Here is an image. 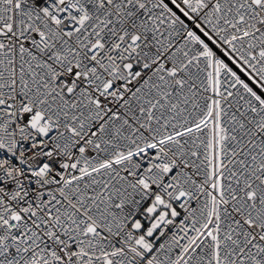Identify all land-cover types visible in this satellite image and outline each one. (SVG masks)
Returning a JSON list of instances; mask_svg holds the SVG:
<instances>
[{"label": "snow or ice", "instance_id": "6c2138e0", "mask_svg": "<svg viewBox=\"0 0 264 264\" xmlns=\"http://www.w3.org/2000/svg\"><path fill=\"white\" fill-rule=\"evenodd\" d=\"M0 264H264V0H0Z\"/></svg>", "mask_w": 264, "mask_h": 264}]
</instances>
